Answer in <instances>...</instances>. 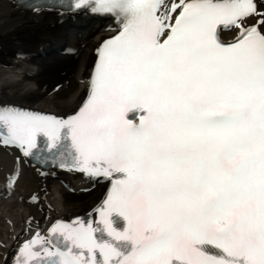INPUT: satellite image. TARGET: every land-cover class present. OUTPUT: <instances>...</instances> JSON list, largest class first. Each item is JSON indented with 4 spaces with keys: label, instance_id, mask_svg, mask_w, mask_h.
I'll use <instances>...</instances> for the list:
<instances>
[{
    "label": "snow or ice",
    "instance_id": "1",
    "mask_svg": "<svg viewBox=\"0 0 264 264\" xmlns=\"http://www.w3.org/2000/svg\"><path fill=\"white\" fill-rule=\"evenodd\" d=\"M21 6L115 29L67 112L0 104V146L21 153L9 187L21 157L108 183L83 215L29 217L11 264H264V0Z\"/></svg>",
    "mask_w": 264,
    "mask_h": 264
},
{
    "label": "bare ground",
    "instance_id": "2",
    "mask_svg": "<svg viewBox=\"0 0 264 264\" xmlns=\"http://www.w3.org/2000/svg\"><path fill=\"white\" fill-rule=\"evenodd\" d=\"M60 23L58 14L27 15L0 0V102L56 113H65L78 104L85 91L94 50L102 38L113 34L115 25L109 21H87L79 31L80 34L85 32L73 37L68 28L60 27ZM30 37L34 42L27 41ZM44 43H55L56 47L47 52L49 57L40 64L32 60L31 53ZM67 46L74 49L73 54L64 52ZM15 47L25 48L29 55L15 57L12 52ZM57 84L62 86L59 96L69 103L54 102L53 89ZM15 165L13 154L0 147V264H4L5 255L9 262L17 244L28 238L25 229L29 217L40 220L43 228L44 216L49 219L68 217L93 203L103 188L102 184L91 187L85 179L67 174H62V178L40 177L34 169L20 163L19 180L6 195L1 183ZM34 195L39 197V202L33 200Z\"/></svg>",
    "mask_w": 264,
    "mask_h": 264
}]
</instances>
